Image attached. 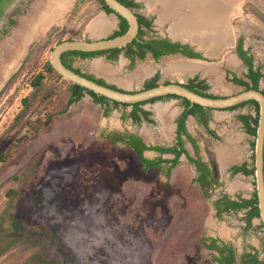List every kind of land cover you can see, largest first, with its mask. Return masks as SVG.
Returning a JSON list of instances; mask_svg holds the SVG:
<instances>
[{
	"label": "rangeland",
	"instance_id": "obj_1",
	"mask_svg": "<svg viewBox=\"0 0 264 264\" xmlns=\"http://www.w3.org/2000/svg\"><path fill=\"white\" fill-rule=\"evenodd\" d=\"M49 1L15 0L7 9L0 21L1 60L10 61L9 44L38 22ZM138 1L141 13L158 15L150 36L181 39L172 31L189 14L188 7L163 19L160 0L154 5L149 0ZM72 2L58 23L41 30L27 44L21 61L0 86V264H212L199 243L201 236L221 235L241 247L238 217L228 215L219 222L211 204L220 192L249 196L255 191L253 177L231 178L226 172L253 155V139L234 120L240 111L213 113L211 124L221 140L209 155L218 166L221 186L208 190L209 199L190 185L193 171L185 159L170 179L159 170L144 171L137 154L114 144L106 134L137 133L148 143H171L181 101L165 99L143 105L157 122L139 125L124 118L132 106L120 105L115 110L111 104L110 115L105 116V108L86 95L69 107L72 83L45 71L53 49L65 41L105 39L112 32V28L104 34L94 32L104 18L97 0ZM234 4L236 10L227 18L231 35L244 37L245 46L264 70V0H234ZM110 18L117 22L114 15ZM10 20L16 24L10 26ZM20 37L16 48L24 41V35ZM181 40L207 53L208 47ZM231 50L230 43L222 47L210 57L208 67L197 72L208 79L211 92L221 97L242 90L222 78L226 68L242 70L235 66L237 59ZM104 59H77L74 67L131 92L143 91L146 80L158 70H162L159 84H185L197 74L175 77L173 65L182 61L176 57L158 62L148 58L133 69L124 58ZM39 74L44 78L34 87ZM194 125L193 120L189 122L192 131ZM24 136L28 140L20 146ZM254 233L247 240L261 249L264 234L261 230Z\"/></svg>",
	"mask_w": 264,
	"mask_h": 264
},
{
	"label": "flooded vegetation",
	"instance_id": "obj_2",
	"mask_svg": "<svg viewBox=\"0 0 264 264\" xmlns=\"http://www.w3.org/2000/svg\"><path fill=\"white\" fill-rule=\"evenodd\" d=\"M97 1L99 2L101 6V10L107 16V18L111 21L110 17L114 15L117 21L116 23H113L114 21L112 19L111 21L112 22V26H111L112 32L105 39H111V38L117 37L119 35L118 33H120L123 30V26L125 25V22L122 20L120 15L116 14L115 12L114 13L108 12L107 9L105 8V5L101 1L99 0ZM119 1L122 2L123 0H119ZM127 1L133 4L132 7H129V6L128 7L131 8L133 12L135 13V15L138 17V21L140 24V31L138 34V38L135 39L132 43H130L125 48H122L121 49L122 51L119 53V59L120 58L127 59V61H129L130 68L133 63V60L131 57H129V55L131 56L135 55L136 65L139 62H143L148 58H151L153 61L158 62L154 58L151 52L147 53L145 59L142 61L139 58V52H141L142 50L135 43V41L144 43L145 41H154V40H169L171 43L180 44V46H182L179 48L178 53L174 55L164 56L162 59L169 58V57L181 58L182 60L193 59V60H198L202 64H205L204 69L205 67L206 68L208 67L206 65L211 57L208 54V52L206 53L205 51L198 50L197 48L193 47L191 43L184 42L181 39L175 40V39H172L166 36H150L148 33H152L156 29L155 17L158 15L152 14L153 16L151 15L147 16L141 13V9H142L141 2H139L138 0H127ZM142 31L146 32L145 36L141 35ZM230 44L232 45V49H233L231 51L235 52V56L237 59L236 62H238L237 65L242 66V70L237 71L232 68H226L225 73L222 75L223 81L230 83L232 86L241 87L242 88L241 92L248 91V90H258L264 94V87H262V84L264 83L263 67L259 64L258 65L256 64L253 52L245 46L244 37L240 36L238 38L237 37L234 38L231 35ZM241 48L243 49L244 52H247V55L244 56L242 54ZM185 52L187 53L185 54ZM188 53L197 54L198 56H191ZM102 57L105 58L108 62H112L107 59V56H102ZM249 61H252V63L254 64V70L262 74V78L260 79L258 89H254L253 74L251 71V67L248 63ZM136 65L134 67H136ZM159 74H160V78L158 80V85H160L159 81L162 77V70L156 71L152 76H150L146 80L145 83L152 80ZM197 78H199V81H205L206 84L209 86V89L207 91L209 95L214 96L213 98L221 97L211 92V84L209 83L208 79L206 77H203L202 74L200 73H197L195 76L190 77L188 79V82L185 84L182 82H178V83L185 86L189 84L191 80H194ZM105 82L109 85L116 86L114 84L108 83L106 80ZM166 83L167 82H165L164 84ZM170 83H177V82H170ZM116 87L120 90H125L118 86ZM175 99L181 101L180 107L182 108V110L180 114L177 115V117L174 120L175 130H174L173 141L171 143H168V144H159V143H153V142L148 143L141 135L137 133H121L119 131H112L110 133H107L106 137L111 139L114 144H120L124 148L132 150L135 154H137V156L139 157L141 161L144 171H148L150 169L159 170L161 175L167 179H170L172 177L173 171L176 170V168L181 164L183 159H185L187 165L193 171V177L190 180V185L191 186L193 185L195 187L197 186L203 192V196L209 199L208 190L216 189L218 186H221L219 172L217 171L218 166L216 165L214 160L211 158L212 156L209 155V153L213 150V147L215 146V144L221 140L220 139L221 135L218 133V131L215 128H213L211 124L212 121L214 120L213 113L215 111H240L238 114L234 116V120L241 125L243 132L248 137H251L253 139L250 142L253 155L250 161L244 160L241 163L232 164L226 172L231 178L239 176V175L246 177V178L253 177L255 191H253L249 196L246 192H238L234 194L233 196L227 192H222V193L220 192L219 196L211 204H212L213 212L215 213V218L219 222L223 221V219L228 215H234L238 217V220L241 222L240 229H241V237L243 238V245H241L240 247V245L236 244L234 239L228 240L226 238H223L221 235H211V236L203 235L201 236L199 243L203 247L202 249L207 253V256L210 259V262L212 264H220V262L217 259H222V258L225 259V262H227V260L228 261L233 260L234 264H245L248 258L244 259L243 256L244 254H250V253L251 254L257 253L259 255V258L261 260H264V237H262L260 241L261 249L250 244L247 240L248 236L249 235L253 236V234H255L254 232L256 231L258 232L261 230V233L264 234V222L262 221L261 214H260L259 198H258V191H257V179H256V174H255V170H256L255 145H256L257 129H258L259 118H260V104L255 100H250V101L243 102L239 105L230 107L232 109L227 108V109L216 110V109L204 107L205 108L204 112L199 113L198 115L187 116L186 128H187V132L189 136L188 135L182 136V139L184 140V144H185L184 145L185 152L178 158L176 151H180L182 149L180 147L179 127H180V121L185 111V107L183 105L182 99H178V98H175ZM111 104L113 103H110V105ZM194 105L191 103L190 107H193ZM130 106H132L133 108L132 111L130 112V114H132V112L135 111V108L133 104ZM118 107H115V109H117ZM145 111H148V110H145ZM130 114L124 115V118L126 116H129ZM153 115L151 116V119L154 120V123H150V124H155L157 122V120L153 118ZM130 119L133 121L134 124L136 125L140 124V123H137L133 118H130ZM192 120L195 123L193 131L189 126V122ZM143 121L148 122L145 119ZM248 123L250 124V128L256 129V135H252L250 133V129H248V127L246 126V124ZM115 133H119L121 135L136 134V135H139L141 138H143L147 146L159 147L160 149L144 151V156L147 159H149L153 163V165H149L146 167L137 152H135L131 148L126 147L124 144L120 142H116L114 136L110 137V135H114ZM163 150H169V151L165 152ZM148 153H151L152 157L147 156ZM176 160H178L177 163H175ZM238 169L239 171H237ZM252 170L254 172L249 173ZM255 199L257 201H255ZM254 212L255 213L259 212V216L253 217ZM255 220H259L260 223L256 224Z\"/></svg>",
	"mask_w": 264,
	"mask_h": 264
},
{
	"label": "trees",
	"instance_id": "obj_3",
	"mask_svg": "<svg viewBox=\"0 0 264 264\" xmlns=\"http://www.w3.org/2000/svg\"><path fill=\"white\" fill-rule=\"evenodd\" d=\"M14 1L15 0H0V21L4 17L6 10L12 5V3ZM99 1H101L105 5V8L107 9L108 12L114 13V11L111 10L105 4V2L103 0H99ZM122 2L129 7L133 6V4L127 0H123ZM122 20L125 22V25L123 26V30L120 33H118L119 34L118 36L124 34L129 28L127 21L124 18H122ZM15 24H16V20H10V26H13ZM141 35L145 36L146 32L142 31ZM135 43L142 50L141 52H139V58L142 61L145 59L147 53H149V52H151L153 54L154 58L157 61H159L164 56L174 55V54L178 53L179 48L182 47V46H180V44L171 43L169 40L145 41L144 43L135 41ZM121 51H122L121 49H113V50L102 51V52L70 51V52H66L63 55L62 59H63L64 64L67 67H69L70 69L74 70L75 72H77V73H79V74H81V75H83L89 79H92V80L98 82L99 84L110 86L114 89H118L116 86H112V85L107 84L105 82V80L102 78H97L95 75L84 73L80 69H76L74 67V63L76 62L77 59H82V60L95 59V58H99L102 56H107V59L109 61L116 62L119 59V53ZM241 52L244 56L247 55V52H244L242 48H241ZM186 53L187 52H185V54ZM189 55L198 56L197 54H193V53H190ZM129 57H131L133 60V63L131 65V68H133L136 65L135 55L134 56L129 55ZM248 63L251 67V71L253 74L254 89H258L260 79L262 78V74L260 72H257L254 70V64L252 63V61H249ZM45 71L47 73L54 74L57 77L62 78L59 75V73L54 69L51 62H48L45 65ZM43 78H44V74H39V76L37 77V80H35V82H33V86L38 87L40 82L43 80ZM159 78H160V74L157 75L152 80L148 81L146 83L145 89L157 87ZM169 83L170 82H167L166 84H169ZM185 86L187 88L191 89L192 91L199 93L203 96L214 97V96L209 95L207 93L209 86L206 84V82L205 81H199V78L191 80L190 83L185 85ZM69 93H70V97L68 100V106L69 107L72 106L73 104L81 101L86 95H89L95 103L100 104L103 108H105V116L110 115V103H113L115 105V107H118L120 105L128 107V106L132 105V104H122V103H119L116 101L109 100L108 98H106L104 96H100V95H98L92 91H89V90H87V89H85L79 85H76V84H71ZM175 98L182 99L183 105L185 107V111L183 113V117L180 121V127H179L180 147L182 149L180 151H176L177 157L179 158L185 152V149H184L185 144H184V140L182 139V136H184V135L189 136V134L187 132V128H186L187 116L198 115L199 113L204 112L205 111L204 107H202L198 104L194 105L193 107H190L191 103L189 100H187L185 98H181L179 96H175V95H168V96L152 99V100L147 101V102L133 104L135 111L132 112V114H130L129 116H126L125 118H133L137 123H140V124L143 122L144 119L150 123H154V120L151 119V116L153 115V113L150 111L142 110L141 106H143L147 103H154V102L160 101V100L175 99ZM230 109H232V108H230ZM246 126L248 127V129H250V133L252 135H256V129L255 128H250L249 123L246 124ZM113 136H114L116 142H120V143L124 144L126 147L131 148L135 152H137L139 154V156L141 157V160L145 164L146 167L149 165H153V163L144 156V151L145 150L160 149L159 147L147 146L146 143L144 142L143 138H141L139 135H136V134L121 135L119 133H115L114 135H110V137H113ZM27 140H28L27 136L20 138V140H19L20 146H22V144L25 143ZM20 146H19V148H20ZM19 148L17 147V149H19ZM163 151L166 152L169 150H163ZM10 153H12V152H10ZM5 159H6L5 156L1 157V160L4 161ZM177 162H178V160L175 161V163H177ZM154 165H155V163H154ZM237 171H239V169ZM253 172L254 171L252 170L249 173H253ZM255 201H257V200L255 199ZM257 216H259V212H256V213L254 212L253 217H257ZM243 258L244 259L248 258V260L245 262V264H264V260H261L257 253H255V254H251V253L250 254H244ZM217 260L220 262V264H234L233 260H230V261L227 260V262H225V259H223V258L217 259Z\"/></svg>",
	"mask_w": 264,
	"mask_h": 264
},
{
	"label": "water",
	"instance_id": "obj_4",
	"mask_svg": "<svg viewBox=\"0 0 264 264\" xmlns=\"http://www.w3.org/2000/svg\"><path fill=\"white\" fill-rule=\"evenodd\" d=\"M116 14L127 20L128 31L111 39L71 40L57 45L51 53V64L59 75L72 84L79 85L109 100L122 104H137L152 99L175 95L189 100L193 105L198 104L212 109H227L243 102L255 100L260 104V118L255 145V174L261 219L264 222V94L258 90H248L230 97H206L192 91L180 83L160 84L157 87L139 92L114 89L99 84L67 67L63 62V55L70 51L102 52L112 49H122L138 38L140 24L133 10L119 0H103ZM189 60V59H186ZM190 61H198L190 59Z\"/></svg>",
	"mask_w": 264,
	"mask_h": 264
},
{
	"label": "crops",
	"instance_id": "obj_5",
	"mask_svg": "<svg viewBox=\"0 0 264 264\" xmlns=\"http://www.w3.org/2000/svg\"><path fill=\"white\" fill-rule=\"evenodd\" d=\"M158 0H149L150 3H156ZM162 3V17L163 19H168L171 18L172 15L182 7H188L190 9L189 14L180 22L177 23L176 26L174 27L172 34L175 36V34H178L175 36L176 38H181V39H188L192 40L195 44H198L197 42H202L201 40H197L195 37L192 39L191 37L193 36L192 33H188V29L186 28V22L189 20L190 16L192 14H196L197 10L202 8V9H213L215 11L214 13V29H209L207 31L206 37H207V52L210 56H216L221 52V48L227 45V42L223 43L222 40L230 38V43H231V31L227 23V18L230 14L231 11L236 10V6L234 4V0H208L206 2L205 0H160ZM153 4V5H154ZM207 7V8H206ZM104 18L100 19L106 23V28L109 27V29L112 26V23L110 20L107 19V16L104 14ZM99 20V21H100ZM98 21V23H99ZM97 23V24H98ZM189 27V26H188ZM186 29V30H185ZM228 30V31H227ZM107 32V31H106ZM229 35V36H228ZM191 36V37H190ZM198 36V35H196ZM205 37V38H206ZM196 39V40H195ZM211 43H214V45H211ZM199 45V44H198ZM203 47V48H206ZM125 59V58H124ZM127 60V59H126ZM105 62H108L106 59H104ZM235 61V65L238 64V62ZM205 64L200 63L199 61H190V60H182L176 62L175 65H173V73H175V77L178 78H184L186 76H191L193 74H196L200 68L204 67ZM189 66H195L199 67L192 73H185L181 74L184 72V67H189ZM100 70L107 71L108 68L103 65V67L98 66ZM116 110V109H115ZM181 112V111H180ZM180 112L177 114L179 115ZM176 115V117H177ZM175 117V118H176ZM175 120V119H174ZM175 125V124H174Z\"/></svg>",
	"mask_w": 264,
	"mask_h": 264
},
{
	"label": "bare ground",
	"instance_id": "obj_6",
	"mask_svg": "<svg viewBox=\"0 0 264 264\" xmlns=\"http://www.w3.org/2000/svg\"><path fill=\"white\" fill-rule=\"evenodd\" d=\"M206 2L209 3L208 0ZM72 3H73L72 0H50L46 10L40 16V19L38 20V22L35 25H33L30 28V30L27 31L26 33H24L25 31L24 32L21 31L22 33L20 32V33H18V35H16L13 42H11V44H9L10 45L9 49L6 52L10 56V61L5 63L3 60L0 59V86L3 83V79L21 61L23 55L25 54L24 49L26 48L27 44L29 42H31L34 38H36V36L40 33L41 30L45 29L46 27H48L51 24L58 23L63 18V15L66 13V11L69 8H71ZM214 13H215V11L213 9H209V8L202 9V8H200L197 10L196 14H192L190 16L189 20L186 22V26H187L186 28H189L188 33L193 34V36L192 37L190 36V37L192 39H194V37H195L197 40H201L202 42H197V43L199 45H201L202 47H206V45H207V37H206L207 31H209V29H214V22H215L214 21ZM31 20H32V18H31ZM31 22H34V21H31ZM27 26L29 28V25H27ZM106 26H107L106 23H104V21L100 20L99 23L97 24L96 30H94L95 34L99 35V34L106 33V31L109 29V27H107V29H106ZM23 35H24L23 43L18 48L14 47V46H16L17 42L21 38L20 36H23ZM177 35L178 34H175V36H177ZM196 35H198V36H196ZM229 40H230V38L227 39L225 37V39H223L222 42L223 43L227 42V44H229L230 43ZM100 67H103V66H100ZM198 68H200V66L199 67H195V66L184 67L183 68L184 72L181 74L192 73L193 71H195Z\"/></svg>",
	"mask_w": 264,
	"mask_h": 264
}]
</instances>
